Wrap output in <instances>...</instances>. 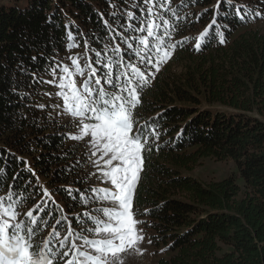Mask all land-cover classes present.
Here are the masks:
<instances>
[{"label":"trees","instance_id":"16d2710c","mask_svg":"<svg viewBox=\"0 0 264 264\" xmlns=\"http://www.w3.org/2000/svg\"><path fill=\"white\" fill-rule=\"evenodd\" d=\"M164 3L179 8L186 18L177 21L170 12L163 13L175 25L170 40L177 51L144 86L135 110L141 125L159 121L160 138L153 136V151L144 154L146 166L134 195V211L146 218L152 244L164 250L155 264H264V27L251 26L264 19L253 15L264 13V0H231L244 18L234 12L224 18L228 25L224 44L208 29L205 42H197L199 51L193 42L200 37L188 33L207 28L217 0ZM141 7L143 0H0L1 192L11 191L19 173L17 183L31 180L28 191L14 194L13 199L20 200L39 193L37 177L43 178L56 202L79 211L71 220H84L81 202L68 194V189L75 193L87 188L84 165L77 158L80 145L64 139L67 134L53 125L46 105L38 107L43 81L53 75L49 65L61 67L69 32L89 52L112 56L111 49L120 44L126 60L132 52L133 62L138 61L120 35L105 29L104 20L111 23L116 13L127 24V12L138 16ZM70 17L76 27L67 26ZM132 43L135 48L137 42ZM174 66L180 72L172 71ZM181 129L183 134L178 135ZM204 159L232 161L241 184L236 175L209 182L190 176ZM40 199L35 195L25 207L33 208ZM60 215L56 213L57 218ZM68 222L62 221L65 227ZM48 228L41 226L35 244L43 249L53 240L60 251L52 231L45 235Z\"/></svg>","mask_w":264,"mask_h":264},{"label":"snow or ice","instance_id":"6c2138e0","mask_svg":"<svg viewBox=\"0 0 264 264\" xmlns=\"http://www.w3.org/2000/svg\"><path fill=\"white\" fill-rule=\"evenodd\" d=\"M221 2L222 0H217L216 12L205 31L200 34L201 42H205L210 35L208 29H212L214 37H219V43L224 44V29L228 27L224 18L233 12L236 16H241V19L244 18L241 9L233 5L231 0H223V8ZM161 9L170 12L177 21L186 18L181 17L179 8L166 6L164 0H143L140 15L134 16L132 11L127 12L126 19L129 23H121L116 13L113 14L111 23L104 20L105 29L120 35L121 43L126 44L127 49H133L138 61L133 62L132 52L127 53L126 60L120 44H117L111 49L112 56L96 52L95 62L103 70L92 67L91 64L86 65L88 76L80 86L73 76L84 77L85 67H81L77 58L72 59L74 72L66 65H49L53 76L56 75L57 68L60 69L58 83L55 79L43 81L59 88L57 95L63 100L64 111L71 117L79 118V134L69 133L64 139L81 141L88 138L91 157L96 158L93 163L100 170V179L110 186L83 190L77 188L75 193L73 189H68V194L72 200L81 202L83 207L93 202L96 196L110 200L115 207L98 208L94 214H82L85 223L80 224L73 219L65 227L62 221L68 220L67 215L55 201V192L40 184L39 177V193L33 191L32 196L13 199L16 192H26L31 185V180L24 185L17 183L21 179L17 173L13 177L7 202L0 198V264H54L57 256L64 260V264H121L119 254L128 249H137L145 239L137 227L141 222L135 218L134 195L146 166L144 154L153 151V136L159 141V121L141 125L135 110L141 104L144 86L161 70V64L169 59L173 54L172 50L176 48V44L170 42V28L174 29L175 25H170V19L164 16ZM253 15L261 17L264 13L254 12ZM133 20L135 24L131 23ZM119 29L146 35L125 36ZM68 36L72 39L73 34L69 32ZM132 41L137 42L135 48ZM73 46L68 45L69 48ZM108 47L105 45V51ZM195 48L199 51L201 43H196ZM33 76L35 83V74ZM38 107L44 109L45 105ZM52 107L57 108L59 105L54 104ZM183 131L181 129L178 135H182ZM155 150L160 149L157 146ZM23 163L27 171L35 176L28 162ZM32 188L35 190L36 185H32ZM37 194L41 196L40 202L31 210L25 207L28 200ZM34 212L40 215H34ZM57 212L61 213L59 218L56 216ZM50 220H54L55 224H50ZM41 226L52 228L53 239L61 236L62 229L66 232L58 242L60 251L53 247V240L46 242L43 249L35 244L34 238ZM93 236L95 238H90ZM34 247L36 250H33Z\"/></svg>","mask_w":264,"mask_h":264},{"label":"rangeland","instance_id":"374dc122","mask_svg":"<svg viewBox=\"0 0 264 264\" xmlns=\"http://www.w3.org/2000/svg\"><path fill=\"white\" fill-rule=\"evenodd\" d=\"M172 5L175 2H178V0H171ZM183 1V0H182ZM238 2H241L242 0H237ZM161 12H165L164 9H161ZM73 20L71 17L69 21L67 22V26L76 27V24L71 21ZM251 26L256 27H264V19L259 21H252ZM206 28L199 27L197 30L189 32V35H192V37L197 38L196 36L200 37V34L205 31ZM184 36H187V32ZM198 39V38H197ZM199 40H195L193 43L199 42ZM171 43H174L170 40ZM69 44H73L74 46L71 48H67L65 52L63 53L61 57V67L68 66L70 70L74 72V65H72V59L77 58L78 63L81 65V67H85L86 65L91 64L92 67H96L99 70H103L101 65L96 64V54L94 52H89L86 48V45L77 41L76 38L72 37V39H69ZM195 46V44H194ZM177 51V49L172 50V55L169 57V59L161 64V66H165L171 60L174 58V54ZM172 64V63H171ZM172 71L174 72H180V68L174 66L172 68ZM61 75L60 69L58 72H56L55 76L49 77L46 81H52L56 80L58 83V77ZM88 76V69L85 67V76L80 77L78 75H74L73 78L76 80L78 86H80L84 79H86ZM43 94H40V102L43 105H46L47 113L50 114V118L53 119L55 126L58 128H62L63 131L66 134H79V128L77 125L79 124V118L71 117L69 113L65 112L63 109V100L61 97L57 95V92L59 91V88L52 83H44V89ZM42 92V90H41ZM48 93H51L49 96ZM59 105L57 108H53L52 105ZM48 114V115H49ZM70 139V138H69ZM88 138H85L81 141H74L70 139L71 142L74 144H79L81 152H79V157H77L81 163L80 165H84L82 172L84 173L83 179L85 180L87 178V188H102V187H110L108 184H106L104 181L100 179V170L99 168L93 163V161L96 159L95 157H91V149L90 145L87 142ZM187 175V173H184ZM190 176L196 178L197 180L201 182H209V181H219L229 176H237V180L241 184V180L238 175V169L235 166V164L232 161H226V162H216L211 159H204L202 160L201 164L196 166L192 172L189 173ZM39 183L44 185V187L49 188L48 183L43 179L39 178ZM51 191V190H50ZM7 193L6 191L1 192L0 190V198H3L7 202ZM91 195V194H90ZM40 201H37L35 203H39ZM58 205L64 210V214L67 215L68 220L70 221L73 216L79 215V211L77 209L71 210L70 207L68 208L63 204L62 201L57 202ZM115 205L111 203L110 200H104L100 196H96L95 200L93 202H90L87 207H83V213H95V210L100 208H113ZM30 210L32 208L27 207ZM135 212V211H134ZM38 212H34V215H38ZM136 219H138L141 223L137 225V227L142 231V234L144 235L145 239L137 246V249H128L127 251L120 253L121 257V264H155L156 261L159 259L160 256L163 255V249L158 247L156 248L152 243L151 236L153 235L152 232L147 230L146 226V218L143 216H139L136 212ZM90 219V216H89ZM80 224L85 223V220H80ZM52 231V228H48L45 231V235H49V232ZM64 235H66V232L64 230H61V236L56 237L54 239L55 243L59 242V239H61ZM95 238V236L90 237ZM149 240H151V243H149ZM162 249V250H161ZM70 258V257H69ZM57 262V263H56ZM56 262L54 264H64V260H62L60 257L56 258Z\"/></svg>","mask_w":264,"mask_h":264}]
</instances>
